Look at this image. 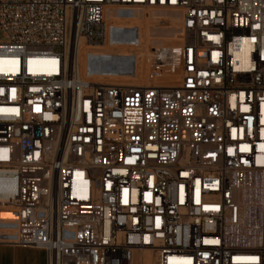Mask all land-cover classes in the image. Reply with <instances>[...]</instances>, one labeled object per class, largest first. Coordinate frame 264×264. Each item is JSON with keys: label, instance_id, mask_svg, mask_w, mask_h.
<instances>
[{"label": "built area", "instance_id": "2783aa9c", "mask_svg": "<svg viewBox=\"0 0 264 264\" xmlns=\"http://www.w3.org/2000/svg\"><path fill=\"white\" fill-rule=\"evenodd\" d=\"M114 7L182 14L141 83L74 66L76 36L88 58L122 33ZM0 32V244L264 264V0H0Z\"/></svg>", "mask_w": 264, "mask_h": 264}, {"label": "crops", "instance_id": "0c3cea01", "mask_svg": "<svg viewBox=\"0 0 264 264\" xmlns=\"http://www.w3.org/2000/svg\"><path fill=\"white\" fill-rule=\"evenodd\" d=\"M107 16L112 21H115L117 18L139 19L142 17V13L118 11L110 8L107 10ZM148 17L150 19L166 17L170 27L167 31L162 32H156L150 29L147 37L148 40L152 39V36L156 33L157 38H154V40L152 39V41L158 44L163 42L161 39L162 37H171L175 39H181L183 37V32L178 30L176 17L172 13L164 15L160 14V12H152L148 14ZM127 22L129 21L127 20ZM110 37L112 41L111 45H113L114 48L112 52H102L103 56H88L87 58V53L91 54V52H89V49L85 46L81 47L78 65L79 73L103 74L112 77H120L124 75V73H132L130 74L132 76L125 75V78L129 79L127 83H141L143 70L148 61V57L145 58L146 54L143 50L144 37L140 40L141 37L138 36L137 29H130V31L125 30L122 31V33L117 30H112ZM106 53H109L110 56ZM0 264H49V259L47 251L42 248L0 244Z\"/></svg>", "mask_w": 264, "mask_h": 264}, {"label": "rangeland", "instance_id": "374dc122", "mask_svg": "<svg viewBox=\"0 0 264 264\" xmlns=\"http://www.w3.org/2000/svg\"><path fill=\"white\" fill-rule=\"evenodd\" d=\"M116 10L119 11H126V10H131L134 12H141L142 13V17L137 19V18H133V19H127V18H117L115 21H112L108 18V21L111 23H115V25L120 26L121 28H123L122 30H126L129 28H136L138 30V36L141 37L140 40H142V37H144L143 40V50L146 54L145 58L148 57V61H147V65L145 66L144 70H143V78H142V82L144 81V79L146 78V74L147 71L150 67V63H151V56H152V50L155 46L158 45H164V46H168V45H173L178 43L181 39H175V38H171V37H162L161 39L163 40L162 43H154L152 41V39L154 40V38H157V33L152 36V39L148 40V33L150 31V29L156 31V32H162V31H167L170 27H169V23L167 18H149L148 14L152 13V12H160V14H164V15H169L170 13H172L177 20V28L178 30H180L181 32L183 31L182 29V24H181V17L182 14L180 11L177 10H141V9H124L121 7H114ZM126 20V21H123ZM127 20L129 22H127ZM126 25V26H125ZM127 27V28H124ZM151 37V36H149ZM3 38L2 33L0 32V39ZM84 40V39H83ZM179 40V41H178ZM85 46H87L86 48H90L86 43ZM79 47V46H78ZM78 47L76 48V52L78 50ZM114 46L111 44H106L104 46L98 47V50L103 51V52H112ZM73 52V50H72ZM83 76H86V73H81ZM132 74V73H130ZM130 74H125L121 75L120 77H112V76H102V77H98V78H102L104 80H110V81H124L127 82V80H129L128 78H125L126 76H132ZM142 253V252H141ZM142 259L144 260V264H154L153 262V258H152V254L151 252H143L142 253Z\"/></svg>", "mask_w": 264, "mask_h": 264}, {"label": "bare ground", "instance_id": "6f19581e", "mask_svg": "<svg viewBox=\"0 0 264 264\" xmlns=\"http://www.w3.org/2000/svg\"><path fill=\"white\" fill-rule=\"evenodd\" d=\"M76 43H75V60H74V66L76 67V70L77 71H79V69H78V66L77 65H79V53H80V49H81V47H83L84 46V40H83V38H80V36L78 35V36H76V41H75ZM79 46V49H78V55H77V52H76V48ZM143 252H150V251H142V253ZM152 254V253H151ZM152 258H153V254H152ZM153 262H154V264H155V260L153 259Z\"/></svg>", "mask_w": 264, "mask_h": 264}]
</instances>
